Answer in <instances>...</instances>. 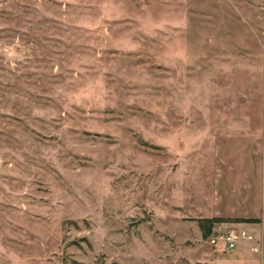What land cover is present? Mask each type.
I'll return each instance as SVG.
<instances>
[{
  "label": "rangeland",
  "instance_id": "374dc122",
  "mask_svg": "<svg viewBox=\"0 0 264 264\" xmlns=\"http://www.w3.org/2000/svg\"><path fill=\"white\" fill-rule=\"evenodd\" d=\"M0 264H264V0H0Z\"/></svg>",
  "mask_w": 264,
  "mask_h": 264
},
{
  "label": "built area",
  "instance_id": "2783aa9c",
  "mask_svg": "<svg viewBox=\"0 0 264 264\" xmlns=\"http://www.w3.org/2000/svg\"><path fill=\"white\" fill-rule=\"evenodd\" d=\"M241 237H246L245 232L239 233L235 229L215 230L209 235L208 242L210 245L231 251L236 248Z\"/></svg>",
  "mask_w": 264,
  "mask_h": 264
},
{
  "label": "trees",
  "instance_id": "16d2710c",
  "mask_svg": "<svg viewBox=\"0 0 264 264\" xmlns=\"http://www.w3.org/2000/svg\"><path fill=\"white\" fill-rule=\"evenodd\" d=\"M217 221H221V219L217 217L199 219V226L204 237H208L212 233L213 224Z\"/></svg>",
  "mask_w": 264,
  "mask_h": 264
}]
</instances>
